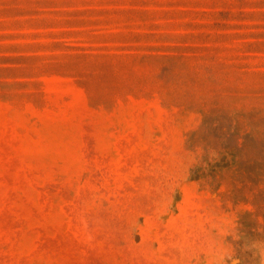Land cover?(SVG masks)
I'll return each instance as SVG.
<instances>
[{
	"label": "rangeland",
	"instance_id": "374dc122",
	"mask_svg": "<svg viewBox=\"0 0 264 264\" xmlns=\"http://www.w3.org/2000/svg\"><path fill=\"white\" fill-rule=\"evenodd\" d=\"M0 264H264V0H0Z\"/></svg>",
	"mask_w": 264,
	"mask_h": 264
}]
</instances>
